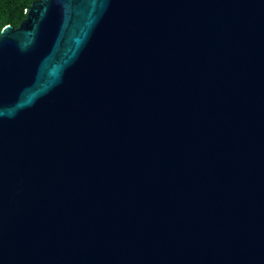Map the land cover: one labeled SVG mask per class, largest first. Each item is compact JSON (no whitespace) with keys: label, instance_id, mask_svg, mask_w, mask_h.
<instances>
[{"label":"water","instance_id":"obj_1","mask_svg":"<svg viewBox=\"0 0 264 264\" xmlns=\"http://www.w3.org/2000/svg\"><path fill=\"white\" fill-rule=\"evenodd\" d=\"M0 264H264V0L5 26Z\"/></svg>","mask_w":264,"mask_h":264},{"label":"trees","instance_id":"obj_2","mask_svg":"<svg viewBox=\"0 0 264 264\" xmlns=\"http://www.w3.org/2000/svg\"><path fill=\"white\" fill-rule=\"evenodd\" d=\"M36 0H0V32L11 24L18 27L26 17V9Z\"/></svg>","mask_w":264,"mask_h":264}]
</instances>
